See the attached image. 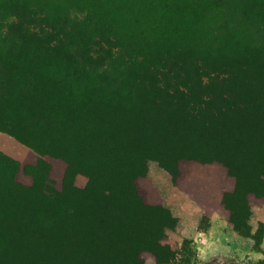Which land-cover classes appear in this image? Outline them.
<instances>
[{
  "label": "trees",
  "instance_id": "obj_1",
  "mask_svg": "<svg viewBox=\"0 0 264 264\" xmlns=\"http://www.w3.org/2000/svg\"><path fill=\"white\" fill-rule=\"evenodd\" d=\"M0 132L37 155L21 203L0 151V264L167 263L174 219L135 181L230 145L249 169L264 155V0H0ZM44 157L65 163L61 199Z\"/></svg>",
  "mask_w": 264,
  "mask_h": 264
},
{
  "label": "rangeland",
  "instance_id": "obj_2",
  "mask_svg": "<svg viewBox=\"0 0 264 264\" xmlns=\"http://www.w3.org/2000/svg\"><path fill=\"white\" fill-rule=\"evenodd\" d=\"M240 150L241 145L226 147L222 161L182 160L174 180L156 162H150L145 176L136 179L145 203L164 206L175 222L161 241L174 258L160 264H264L263 243L257 244L254 238L259 221L252 208L264 200V155L250 157L253 167L249 169L244 164L238 165L241 159L236 156ZM0 151L21 166L12 192L14 198L30 203L33 179L22 166L35 164L37 155L4 132H0ZM44 159L51 166L48 191L56 200L61 199L65 163L52 157ZM85 181L78 176L76 184L83 186ZM247 187L250 191L245 199L251 213L248 220L251 228L239 224L241 191ZM232 219L237 220L238 225H234ZM140 256L143 264H159L151 251L144 250Z\"/></svg>",
  "mask_w": 264,
  "mask_h": 264
},
{
  "label": "crops",
  "instance_id": "obj_3",
  "mask_svg": "<svg viewBox=\"0 0 264 264\" xmlns=\"http://www.w3.org/2000/svg\"><path fill=\"white\" fill-rule=\"evenodd\" d=\"M157 203V201H154ZM253 211L255 212L257 221L259 222H264V200L262 199L261 201L255 203L253 206ZM263 247H264V236L262 239Z\"/></svg>",
  "mask_w": 264,
  "mask_h": 264
}]
</instances>
